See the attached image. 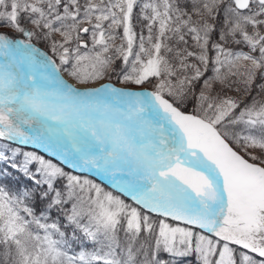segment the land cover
Listing matches in <instances>:
<instances>
[{
	"label": "snow or ice",
	"instance_id": "snow-or-ice-1",
	"mask_svg": "<svg viewBox=\"0 0 264 264\" xmlns=\"http://www.w3.org/2000/svg\"><path fill=\"white\" fill-rule=\"evenodd\" d=\"M0 264H264V0H0Z\"/></svg>",
	"mask_w": 264,
	"mask_h": 264
},
{
	"label": "trees",
	"instance_id": "trees-1",
	"mask_svg": "<svg viewBox=\"0 0 264 264\" xmlns=\"http://www.w3.org/2000/svg\"><path fill=\"white\" fill-rule=\"evenodd\" d=\"M102 183V182H101Z\"/></svg>",
	"mask_w": 264,
	"mask_h": 264
}]
</instances>
